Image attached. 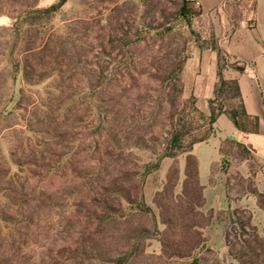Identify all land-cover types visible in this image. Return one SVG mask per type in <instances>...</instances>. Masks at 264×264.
<instances>
[{"label": "rangeland", "instance_id": "374dc122", "mask_svg": "<svg viewBox=\"0 0 264 264\" xmlns=\"http://www.w3.org/2000/svg\"><path fill=\"white\" fill-rule=\"evenodd\" d=\"M56 2L0 0V97L11 84L9 55L20 49L14 48L12 24L25 11ZM205 3L215 6L217 0ZM253 5L254 0L241 2L248 12ZM70 21L77 24L82 57L111 71L112 77L102 80L109 83L107 90L84 99L81 93L71 95L88 86L81 73H91V68L75 60L54 55L36 64L51 76L31 88L22 86L19 75L10 115L0 126V210L17 221L0 222L1 263L264 264V253L256 256L240 243V223L264 238V208L251 210L238 203L247 189L239 151L227 148L228 155L220 154L216 161L210 152L209 141H223L228 132L215 124L216 136L202 143L210 148L192 152L195 166H186V155L164 159L142 179L151 156L146 148L119 149L96 128L102 110L112 121L105 129L118 139L126 136L131 143L137 133L144 141L152 135L161 139L169 127L166 102L152 135L128 125L149 111L151 98L159 94L167 99L171 83L152 75L166 77L178 67L184 99L195 95L202 101L214 99L217 107L237 106V100L221 101L215 92L221 81L235 78L243 68L228 54L230 47L250 41L242 26L236 24L232 32L222 18L203 14L195 0H68L55 18L54 31L61 32ZM98 67L92 70L97 73ZM21 88L23 97L18 95ZM219 125L225 127L224 122ZM200 158L207 159L205 167ZM247 165L260 174L254 183L264 192V162L250 160ZM204 175L210 176V184L218 177L225 182L229 206L209 208ZM120 185L130 190L129 201L118 196ZM226 234L237 260L229 254ZM204 242L206 250L201 251Z\"/></svg>", "mask_w": 264, "mask_h": 264}, {"label": "trees", "instance_id": "16d2710c", "mask_svg": "<svg viewBox=\"0 0 264 264\" xmlns=\"http://www.w3.org/2000/svg\"><path fill=\"white\" fill-rule=\"evenodd\" d=\"M68 0H57V2L47 8L34 9L25 11L22 16L18 17L12 24V38L14 40V48L20 47L17 53L14 50L9 55L13 67L10 71L11 84L3 97H0V126L4 124L10 115L8 105L11 104L14 98L15 87L18 82V77L21 74L20 83L23 87H34L41 84L44 80L51 76L50 72H41L36 69V64H42L45 59L57 55L62 60H75L76 63H83L86 67L91 68V73H81L84 75V79L88 82V86L85 89H81V92L71 96H78L80 93L83 98L93 99L94 96L107 90V85H103V79H109L112 77L111 71H104L99 69L97 63L88 61L87 57L83 58L79 52L81 47V40L77 37L78 32L75 29V23L68 22L61 32L56 30L54 24L55 18L59 15L62 8L66 5ZM60 33V34H59ZM62 33V34H61ZM58 48V54L55 53V49ZM22 56L17 61L14 60V56ZM175 55L174 58H177ZM31 59H35V63H31ZM55 59H58L55 57ZM98 67L99 71L96 73L92 70ZM77 68V67H76ZM73 72H76L77 69ZM90 70V69H89ZM242 70V69H241ZM52 71V70H51ZM56 72H60V69ZM156 80L169 81L170 86H167L168 94L167 99L160 98L158 94L155 98L150 99L149 111L146 114L141 115L137 121L133 119L130 123L132 130L137 128L138 132L144 130L145 133H151L155 127L159 124V117L161 110L163 109L164 102L168 107L166 119L168 120V129L165 130V135L158 139L156 136H150L148 141H144V137L137 133L131 143H129L128 137L124 136L122 139H118V136L105 127H112V121H107V112L98 110L101 119L97 125V129L101 130L104 135L109 138V141H113L114 146L119 149L123 147L126 149H140V147L146 148L147 152L151 154L149 162L143 166L144 171L140 174L144 179L149 174L156 171L162 160L164 159H177L183 155L187 156L186 166L196 165L195 159L192 155V151L197 144L206 142L211 137H215L218 130L215 127L216 121L221 115H226L228 119L234 124L236 129L244 133H257L258 132V117L251 116L246 113L238 81L236 78L223 80L221 85L216 90L215 95L221 101L223 100H237V106H228V108H222V105L217 107L214 99H207L202 101L199 97L191 95L189 98L184 99V87L179 84L181 76V68L171 71L166 77H161L158 73L152 75ZM97 78V83L91 84V78ZM19 97H23L24 90L21 88L18 90ZM40 107H44V104H40ZM35 106V104H34ZM141 130V131H140ZM105 131V132H104ZM35 132H41L42 129H37ZM150 143V144H149ZM237 149L242 160L252 159L251 150L240 142H236L231 139H226L220 143V154L222 156L228 155V149ZM42 153V151H40ZM255 173H251L247 180V189L245 193L254 196L257 200V205L260 209L264 208V192H260L254 183ZM117 194L120 199L129 201L131 198L130 190L126 189L123 185H120L117 190ZM235 216V215H234ZM14 218V217H13ZM10 222L14 225L17 221L13 222L8 216H4L2 210H0V222ZM245 225L240 223V243L243 248L248 252L254 253L256 256L261 257L264 253V238L254 231L252 234L248 233L245 229ZM254 230V227H251ZM245 235L252 236V242L245 239ZM1 236V235H0ZM1 239V238H0ZM228 236L226 234V246L230 248L229 254L235 257L233 252L234 244L229 243ZM251 243H255L261 253H258V248L252 247ZM1 247V245H0ZM232 248V250H231ZM201 251L206 250V242H204L200 248ZM2 253L0 252V257ZM264 263V259L263 262ZM0 264L1 259H0Z\"/></svg>", "mask_w": 264, "mask_h": 264}, {"label": "crops", "instance_id": "0c3cea01", "mask_svg": "<svg viewBox=\"0 0 264 264\" xmlns=\"http://www.w3.org/2000/svg\"><path fill=\"white\" fill-rule=\"evenodd\" d=\"M195 1L200 6L203 14L222 18L232 32L236 27L235 25L239 24L242 26L244 34L250 38V41H247V44L242 45L240 48L230 47L228 54L243 66L235 78L238 81L246 113L258 117V132L244 133L239 131L228 117H224L223 115L216 121V125H218L220 131L224 130L228 132L226 134L227 137L223 140L231 139L240 142L251 150L252 159L243 160L242 166L244 169L240 171L242 176L247 178L252 173L248 169L247 162L250 160L264 162V0H254V5L250 12L241 7V2L246 0H217L215 6L209 7L206 6L205 0ZM220 122H224L225 124V127L222 129H220ZM209 142L211 144L210 147H212L210 149L212 158L216 161L220 155L218 142L220 145L221 141L216 140L215 137L214 141ZM203 146L207 147L209 145L197 144L192 152L195 153L200 150H202L201 152H206L207 150H204ZM200 162L204 167L208 163L207 159L201 158ZM262 169L264 170L263 166ZM255 176V180L257 178L260 181V174L255 173ZM209 177L206 175L201 177L204 196L209 208L218 210L227 205L229 206L230 201L227 198L225 182L218 177L216 182L210 184ZM257 189L259 190V188ZM238 203L244 204L251 210H261L257 205L256 198L247 193Z\"/></svg>", "mask_w": 264, "mask_h": 264}]
</instances>
